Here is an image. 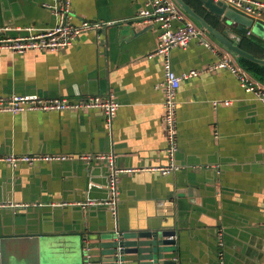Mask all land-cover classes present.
<instances>
[{
	"label": "crops",
	"instance_id": "crops-1",
	"mask_svg": "<svg viewBox=\"0 0 264 264\" xmlns=\"http://www.w3.org/2000/svg\"><path fill=\"white\" fill-rule=\"evenodd\" d=\"M70 1L77 23L117 22L101 35L83 32L58 51L4 50L0 96L111 95L120 106L112 127L103 109L0 111L4 264H82L86 247L97 256L115 232L157 224L178 229V264H264V104L229 71L207 69L227 49L208 33L212 48L195 39L172 49L178 74L199 70L178 90L181 169L168 175L144 170L170 162L166 63L155 54L159 27L138 18L148 0ZM50 2L0 0V26L50 27L57 21ZM220 17L222 31L239 42L241 32L257 35ZM255 21L264 23V7ZM12 153L68 158L14 167L6 160ZM112 162L139 169L118 175L115 206L109 204Z\"/></svg>",
	"mask_w": 264,
	"mask_h": 264
},
{
	"label": "built area",
	"instance_id": "built-area-1",
	"mask_svg": "<svg viewBox=\"0 0 264 264\" xmlns=\"http://www.w3.org/2000/svg\"><path fill=\"white\" fill-rule=\"evenodd\" d=\"M222 2L227 7H231L247 16L256 18L261 16L264 3L259 0H215ZM54 10L57 21L54 25L37 29L27 26L25 28H12L0 26V53L10 50L14 54L25 53L30 50L58 51L74 44L83 32L92 31L97 35L104 33L116 20L75 22V14L71 9L70 0H52L46 5ZM138 18L146 22H154L159 27V39L155 54L162 55L166 63L165 73V96H164V123L167 129L169 146L167 153L170 156L168 165L160 167H148L144 170L159 171L163 175H168L180 171L181 166L176 162L178 151V90L182 81L191 79L199 75V70L191 69L178 74L171 66L170 55L173 48L186 47L195 39L212 48L211 40L207 32L200 28L174 0H148L140 10ZM22 30L24 33L12 35V31ZM248 34L252 31L247 30ZM210 71L227 70L233 74L241 86L252 96L264 104V83L257 79L245 67H243L230 51L224 50L220 58L208 66ZM120 103L113 97L87 96L82 99H70L65 97L44 98L38 94H18L14 93L9 97L0 96V111L23 112V111H77L83 109H103L107 116L109 127H112L114 117ZM65 155H16L10 154L6 160L14 167L22 162L34 163L36 160H66ZM85 158H90L86 156ZM101 158H106L102 156ZM112 161V156H109ZM109 173L111 194L114 197L109 204L116 205L117 178L120 173L128 171H138L139 169H117L114 162L111 163ZM2 206V205H0ZM116 215V213H115Z\"/></svg>",
	"mask_w": 264,
	"mask_h": 264
},
{
	"label": "water",
	"instance_id": "water-1",
	"mask_svg": "<svg viewBox=\"0 0 264 264\" xmlns=\"http://www.w3.org/2000/svg\"><path fill=\"white\" fill-rule=\"evenodd\" d=\"M174 1L200 28L215 38L235 57H243L255 63L264 64V58H259L243 49L231 31H222L209 23L185 0ZM202 1L210 12L239 22L242 25L240 28L244 31L252 27L257 35L264 38V23L255 21L254 18L227 7L222 2ZM228 22L231 23V21ZM178 236V229L175 227L158 224L147 229L119 230L115 232L110 242L102 245V250L97 256H93L90 246L86 247L82 264H178V260L174 257ZM1 244L0 238V264H4Z\"/></svg>",
	"mask_w": 264,
	"mask_h": 264
},
{
	"label": "trees",
	"instance_id": "trees-1",
	"mask_svg": "<svg viewBox=\"0 0 264 264\" xmlns=\"http://www.w3.org/2000/svg\"><path fill=\"white\" fill-rule=\"evenodd\" d=\"M185 1L191 5L200 15L206 18L212 25L218 27V29H224L221 25V17L206 10L204 4L200 0ZM241 33V41L239 42V45L243 49L253 53L255 56L264 58V39L255 34H248L247 31ZM237 59L243 67H245L250 73H252L264 83V64L255 63L243 57Z\"/></svg>",
	"mask_w": 264,
	"mask_h": 264
}]
</instances>
